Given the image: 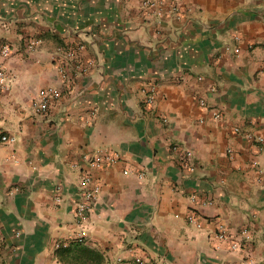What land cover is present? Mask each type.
<instances>
[{
	"label": "crops",
	"instance_id": "obj_1",
	"mask_svg": "<svg viewBox=\"0 0 264 264\" xmlns=\"http://www.w3.org/2000/svg\"><path fill=\"white\" fill-rule=\"evenodd\" d=\"M0 62V264H264V0H0Z\"/></svg>",
	"mask_w": 264,
	"mask_h": 264
},
{
	"label": "built area",
	"instance_id": "obj_2",
	"mask_svg": "<svg viewBox=\"0 0 264 264\" xmlns=\"http://www.w3.org/2000/svg\"><path fill=\"white\" fill-rule=\"evenodd\" d=\"M165 0H144L145 6L149 8H160L164 4ZM160 12V11H158ZM39 43L38 40H32L29 43V48L33 49L37 46ZM11 53V46L9 44H3L1 47V55L4 58H7ZM68 55H74L75 51L71 50L67 52ZM63 77L66 76V72L64 70H61ZM10 75L9 72L4 65L3 62H0V87L3 89H7L10 87ZM60 91L57 89H54L52 87L49 88H43L39 92V98L35 101L34 106L38 111H47L49 109L51 100L59 97ZM150 103L154 102L153 97H150L148 99ZM204 103V100H202ZM215 117L219 118L221 117L220 112H215ZM0 141L1 142H6V143H15L17 141V138L14 135L3 133L0 136ZM178 146L175 145L174 148H177ZM187 155L191 154L189 150H186ZM119 157V154L117 152H109L106 155H96L91 159V164L94 166H100L104 161H116ZM190 169H193V167H190ZM143 174H140L142 176ZM92 181V178L90 175L86 174L82 180L80 181L79 187L82 192V200L79 201L77 204V217H78V223L80 225V230L76 234L75 238L78 241H83L85 240L87 236V228L85 225L86 219L88 217V211L91 209L92 206V201L95 199V196L97 192L99 191V186L94 185L93 188L89 187L90 182ZM192 199H195V196H192ZM209 201V200H208ZM191 221H194V218L191 216L190 217ZM215 238L216 239H222L226 240L229 239L230 236L224 226V224H220L218 230L215 232ZM241 244L237 241H232V248L238 249L241 248ZM138 261L140 260L139 258L137 259Z\"/></svg>",
	"mask_w": 264,
	"mask_h": 264
}]
</instances>
